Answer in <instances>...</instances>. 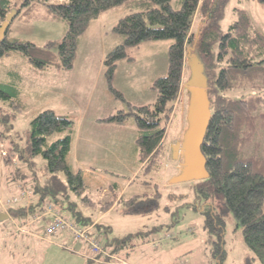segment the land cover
Masks as SVG:
<instances>
[{"label":"trees","instance_id":"trees-1","mask_svg":"<svg viewBox=\"0 0 264 264\" xmlns=\"http://www.w3.org/2000/svg\"><path fill=\"white\" fill-rule=\"evenodd\" d=\"M257 1L264 7V0ZM226 3L227 0H181V5L174 7L173 0H0V26L12 9L18 11L16 17H24L36 4L45 5L49 13L68 23L57 53L48 46L39 47L9 37L8 29L0 42V58L17 52L36 68L70 70L79 38L91 21L109 9L124 5L130 12L112 28L124 40L103 62L110 91L122 98L112 81L118 61L131 59L127 50L146 41L172 40L168 74L153 83L157 100L145 105L129 103L128 110H119L101 120L123 124L134 117L138 132L135 144L142 165L140 191L126 196L118 183L112 182L104 187L111 197L100 203L101 209L107 211L122 204L125 214L144 215L158 208L162 196L159 185L152 182L150 176L160 166L166 136L163 120L174 107L181 87L186 50L194 45L209 78L212 116L202 144L209 177L191 183L194 198L182 205L191 206L204 216V227L209 230L213 255L219 264L226 258L227 214L233 216L236 227L242 230L245 244L254 253L252 259L264 264V34L254 25L249 13L240 8L236 9V20L228 31L223 32L220 20ZM200 14L202 18L194 29L195 19ZM18 95L16 85L0 82V97L15 98ZM72 125L68 116L53 109L40 112L32 120L30 153L31 156L41 154L47 160L50 176L44 185L38 183L31 188L40 198L30 209L41 213L47 202L54 201L61 203L65 217L81 226L100 229L101 225L94 224L72 199L74 195L83 198L88 205L96 206L86 194L89 186L83 173L74 171L68 164ZM54 133L65 135L48 145V137ZM20 157L25 158L24 155ZM5 160L11 161L7 156ZM61 172L65 178L60 176ZM128 180L135 182L132 178ZM10 214L20 223L27 217L25 207H13ZM147 235L139 232L114 238L106 245L111 250L104 249L118 254L123 249L145 243Z\"/></svg>","mask_w":264,"mask_h":264},{"label":"rangeland","instance_id":"rangeland-1","mask_svg":"<svg viewBox=\"0 0 264 264\" xmlns=\"http://www.w3.org/2000/svg\"><path fill=\"white\" fill-rule=\"evenodd\" d=\"M36 5H33L29 15L24 17L21 15L13 20L8 36L34 43L39 47L48 46L57 53L67 33L68 23L49 13L45 5ZM180 5L181 0H173L174 7ZM237 8L246 10L254 25L264 34V7L257 0H227L220 20L223 32L228 31L236 20ZM129 12L128 8L121 5L103 12L92 20L79 38L75 61L70 70L58 67L36 68L17 52L0 58V82L14 84L19 91L18 97L15 98L0 97V184L15 191V186L21 182L23 185L21 191L31 192L35 184L44 185L47 182L50 176L47 160L41 154L31 156L29 149L31 122L40 112L53 109L58 114L68 116L73 121L70 129L72 137L75 136L78 143L84 133V126L92 124L95 118L101 117L99 120H103L108 116L104 115L105 112L113 114L119 110H128L129 103L145 105L157 100V91L153 88V83L157 78L168 74L169 48L172 40L146 41L127 50L131 59L118 61L112 81L113 87L122 94V98H118L110 91L105 77L103 63L105 57L124 40L123 36L115 34L112 28ZM201 18V14L197 15L194 29L198 27ZM186 55L187 50L182 83L174 107L163 120L166 134L168 132L164 140V153L160 166L150 176L152 182L158 184L162 192L158 208L144 215L125 214L122 204L107 211L101 209L100 203H105L111 197L110 191L104 187L112 182L116 181L126 196L140 191L138 183L142 180L141 166L138 165L139 157L135 144L138 132L134 117L127 120L122 130L119 129L118 138H110L106 144L105 155H83L79 153L83 151L82 148H78L77 152V143L76 147L72 146L68 164L74 171L80 170L83 173L89 186L86 194L96 202V206L88 205L83 198L74 195L72 199L77 201L79 208L87 217L101 225V231L96 229L95 234L100 237L103 246L109 245L108 241L111 242L114 238L144 232L148 233L145 236L147 242L153 243L155 239V246L161 243V249L168 248L165 258L173 252L169 249L172 246H175L174 252L179 253L190 245L191 251L187 261L189 260L191 264H219L213 255L214 248L209 230L204 227V216L193 207L182 205L194 198L191 190L192 181L172 182L179 172V164L182 161L181 158L174 160L171 154L175 144L173 140L181 141L188 125L185 117L189 96L185 84L190 76V68ZM48 70H53L56 75V85L71 81L65 95L48 86L45 72ZM60 73L64 77L60 76ZM59 76L63 78L61 81ZM86 90L89 91L85 101L88 106L82 105V109H79L75 103ZM68 92L77 100L69 97ZM112 104L114 106L111 108ZM181 106L184 107L183 132L180 137L174 136L173 139L176 126L181 120ZM64 135V133L50 135L47 144ZM20 155H24L25 158H21ZM6 156L14 157L15 163L12 159L10 162L6 161ZM59 174L65 178L64 172ZM130 178L135 182L131 183L128 180ZM102 187L104 189L100 191ZM11 221L12 219H7L0 223V264H21L26 257L21 246L15 247L4 241L2 229L9 232L8 234H15L11 229L13 227ZM225 221L226 258L222 264H262L259 260L252 259L254 253L245 244L243 232L236 227L237 223L233 216L225 215ZM6 224H10L8 230L4 228ZM153 230V233H149ZM135 240L136 237L134 242ZM61 255L60 252L51 253L43 264H65Z\"/></svg>","mask_w":264,"mask_h":264},{"label":"crops","instance_id":"crops-1","mask_svg":"<svg viewBox=\"0 0 264 264\" xmlns=\"http://www.w3.org/2000/svg\"><path fill=\"white\" fill-rule=\"evenodd\" d=\"M53 70L45 71L48 80V86L54 90V88L57 91H60L59 93H63L65 95V92L69 86H71V81L68 80L67 82L63 84H57L56 80L57 77L52 72ZM60 76L64 77L63 74H59ZM59 76V80L61 81L63 78ZM41 86V84H40ZM79 86V84H78ZM89 93L88 90L83 92V95L79 97L80 99H76L70 92H68V96L71 98L76 99L75 106H77L79 109H82V105L88 106L86 104V95ZM93 99V96H92ZM92 105V104H91ZM114 105L112 104L111 108ZM184 107L181 106V115H180V121L176 126L175 133L173 135L175 138L180 137V134L183 132V118H184ZM109 115V111L105 112L104 114ZM104 116V117H105ZM177 117V116H175ZM99 118H95L92 122V124H86L84 126V133L82 134V137H80L81 141H78L75 136L72 137V146L77 143V152L78 148H82L83 151H80V154L83 155H94V156H100L105 155L106 150V144L110 140V138H118L120 135L119 129H123L124 125L127 123V121L123 124H115V123H107L99 120ZM82 120V117L80 118ZM185 119H187V114ZM175 120V119H174ZM113 124V125H109ZM180 126V127H178ZM168 136V132L166 134V137ZM178 141H174L173 143H176ZM171 152V151H170ZM172 154V152H171ZM142 166L140 163L138 164ZM179 173V172H178ZM0 176H1V170H0ZM23 185H21V182L15 186L16 190L13 191L11 188H6L4 185L0 184V213H7L9 214V219H12L11 225H13L15 222H19V219L15 218L10 214L11 208H18V207H25L26 208V215L27 217L25 220L32 216L30 212H36V210L31 211V206L37 205L40 196L38 194H34L32 191H21ZM22 192H27V197L21 198L20 194ZM20 193V194H19ZM102 195V194H101ZM19 198V202L12 205H3L1 203L5 202L8 199L12 198ZM33 208V207H32ZM37 209V208H35ZM23 220V222L25 221ZM22 222V223H23ZM46 221H39V223L32 225L29 228H25L26 231H19L13 227H11L12 231H15V234H8L6 230L2 229L4 241L7 243H11L12 246L15 245V247H22V251L25 254L24 262L21 264H26L31 262L30 264H43L46 262V259L49 258L51 253H62L61 259L64 261L65 264H102L101 260H106V257L99 256L98 259H90L86 255V244L82 241H74L68 234L59 232L53 236L46 237L44 236V224ZM20 223V222H19ZM98 221H96L94 224H97ZM10 224H6L4 226L5 229L8 230V226ZM91 232L95 233L96 226H90ZM102 228L99 229L101 231ZM98 230V229H97ZM106 230V229H105ZM107 231V230H106ZM153 243L147 242L146 243H140L134 247H131L130 249H123L122 251L118 252V255L126 262L125 264H191L188 259V254L191 251L190 245L186 247L182 252L176 253L174 252L175 246H172L171 249L173 252L168 258H165L166 252L168 251V248H160L161 243L158 245L155 244V239H153ZM109 243V241H108ZM106 250L110 251V247L104 245ZM117 254V253H115ZM124 264V263H119Z\"/></svg>","mask_w":264,"mask_h":264},{"label":"water","instance_id":"water-1","mask_svg":"<svg viewBox=\"0 0 264 264\" xmlns=\"http://www.w3.org/2000/svg\"><path fill=\"white\" fill-rule=\"evenodd\" d=\"M17 14L18 11L12 9L0 26V42L6 37L7 31ZM186 58L190 68V76L185 84L189 96L188 125L182 140L176 142L172 147L174 160L182 159L179 164V173L174 176L173 183L193 182L209 177L206 157L202 151V144L212 116L208 91L209 78L206 74L205 63L194 45L188 46ZM9 217L7 213H0V223Z\"/></svg>","mask_w":264,"mask_h":264},{"label":"built area","instance_id":"built-area-1","mask_svg":"<svg viewBox=\"0 0 264 264\" xmlns=\"http://www.w3.org/2000/svg\"><path fill=\"white\" fill-rule=\"evenodd\" d=\"M11 156V155H10ZM12 162L15 163L14 157H9ZM14 160V161H13ZM21 198L27 197V192H22L20 194ZM19 197V198H20ZM18 198V199H19ZM17 198L8 199L1 203L3 205L15 204L18 200ZM46 221L44 227V236L50 237L59 232L68 234L74 241H82L86 244V255L90 259H98L99 256L106 257V260H101L102 264H119L126 263L118 254L107 252L104 249L99 237L91 232V227H84L77 224L75 221L70 220L65 217L62 212L61 203H56L54 201H49L43 207L41 213L32 214L23 223L18 221L13 224V228L19 231H25V228H29L32 225L39 223V221ZM26 232V231H25Z\"/></svg>","mask_w":264,"mask_h":264}]
</instances>
